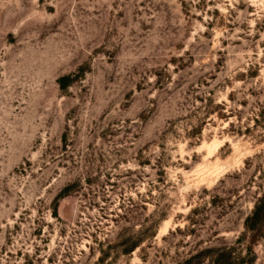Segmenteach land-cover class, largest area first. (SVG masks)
<instances>
[{"label":"rangeland","instance_id":"obj_1","mask_svg":"<svg viewBox=\"0 0 264 264\" xmlns=\"http://www.w3.org/2000/svg\"><path fill=\"white\" fill-rule=\"evenodd\" d=\"M262 194L264 0H0V264H264Z\"/></svg>","mask_w":264,"mask_h":264},{"label":"trees","instance_id":"obj_2","mask_svg":"<svg viewBox=\"0 0 264 264\" xmlns=\"http://www.w3.org/2000/svg\"><path fill=\"white\" fill-rule=\"evenodd\" d=\"M64 79H66V77H62L59 80L61 82L60 87L64 85L65 82ZM68 189H69L68 186L63 187L58 193L55 202L52 206V214H54L56 211L57 200L63 197L64 195H66ZM263 224H264V194H262L255 200L251 211L244 217L243 227L244 230L248 232L250 237L252 238L257 236L261 232ZM154 233H155V226L152 225L151 228L145 230L144 234H140L138 236L128 235L123 237L121 241L119 253L122 254L130 253L132 250H134V248L138 247V245L142 241V237L150 238L151 236L154 235ZM96 241H97L96 245L98 246V255H99L97 256L96 262L98 264V263H103L107 259L106 257L108 252L104 251L102 248L99 247V245H101L100 240H96ZM188 261L189 259L185 260L182 264H187ZM105 263L108 264V262ZM211 264H235L229 257V248H223L217 250V252L214 254V257L211 260Z\"/></svg>","mask_w":264,"mask_h":264}]
</instances>
